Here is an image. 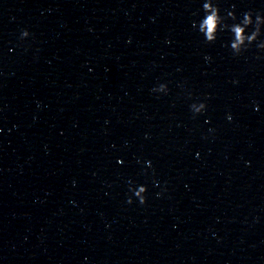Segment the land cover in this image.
<instances>
[{
	"label": "water",
	"instance_id": "water-1",
	"mask_svg": "<svg viewBox=\"0 0 264 264\" xmlns=\"http://www.w3.org/2000/svg\"><path fill=\"white\" fill-rule=\"evenodd\" d=\"M193 100L179 0H0V264H211Z\"/></svg>",
	"mask_w": 264,
	"mask_h": 264
},
{
	"label": "clouds",
	"instance_id": "clouds-1",
	"mask_svg": "<svg viewBox=\"0 0 264 264\" xmlns=\"http://www.w3.org/2000/svg\"><path fill=\"white\" fill-rule=\"evenodd\" d=\"M200 8L202 14L193 20L191 25L202 36L205 42L211 43L217 39L218 33L226 32L228 39L222 42V46L227 47L233 55H240L252 46L257 50H264V12L261 10L257 9L253 11V9L248 8L237 15L234 11L235 5H230L229 9L222 14L218 0H200ZM28 35L29 32L26 28L20 30V38L27 37ZM208 59L209 57L206 55L205 60ZM150 91L156 94H166L168 91L167 83L163 81L158 82L152 86ZM188 107L193 115H196L205 111L206 102L202 99L193 100ZM253 108L255 110L258 108V105L254 104ZM227 118L231 119V116L228 115ZM121 162L117 158V163ZM143 163L148 165L150 161L145 160ZM245 163L248 162L245 161ZM153 183L156 184L158 181L154 180ZM128 190L131 195L127 197V203H132L133 197L136 198L138 203H144V193L147 190L146 185L140 183L133 186L130 182ZM159 194V192L156 193V195Z\"/></svg>",
	"mask_w": 264,
	"mask_h": 264
}]
</instances>
